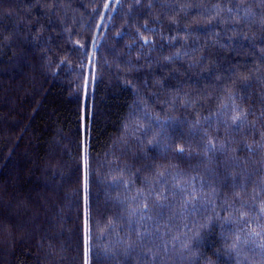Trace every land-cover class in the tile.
<instances>
[{
	"label": "trees",
	"instance_id": "1",
	"mask_svg": "<svg viewBox=\"0 0 264 264\" xmlns=\"http://www.w3.org/2000/svg\"><path fill=\"white\" fill-rule=\"evenodd\" d=\"M96 2L97 0H0V264H80L77 249L75 157L82 95L70 87L74 74L63 68L57 70L59 74H53L45 59H42V49H50L52 56L58 60L63 49L68 47V33L64 29L79 31L80 24L88 22V13ZM217 2L234 5L241 0H154L157 7L145 12L137 21L143 24L147 17L148 26L158 29L156 46L152 51L148 47L139 49V45L128 51L125 46L130 43L134 31L131 28L124 29L128 35L115 39V28L108 32L107 37H98L103 40L99 53L101 66L97 71L95 85L89 84L87 97V102L93 106L94 111V115L90 117L91 151L94 169L97 163L101 165L98 194L102 201L105 193L110 197L108 208L110 214L116 217V231H121L123 227L126 232L125 222L119 219L121 205L115 201L121 190L108 189L105 184V174L109 168L105 153L110 154L108 160L115 162L118 158L121 164L129 163L132 169L144 163L143 160L133 161L131 141L126 146L120 139L123 135V122L130 112L135 111V101L138 99L133 86L139 90V95L149 96L155 93L150 96V110L167 108L161 101L175 95L177 89L181 93H188L197 101L194 106L187 108L180 107L177 102L176 110L168 112L176 118L170 131L172 146L184 144V154L176 156L171 151L153 149L149 155L154 153L160 163L177 165L189 176L197 175L198 179L200 174H205L206 167L214 168L216 165L203 159L197 148L200 136L189 135L187 124L180 121L193 120L197 113L203 116L210 109H215L219 103L217 97L226 83L234 85L237 102L241 107L251 108L254 115L264 112V63L258 59L264 54V29L258 22L251 25L243 23L237 26L239 39L235 43H227L223 47L213 45L208 37L220 29L216 26L209 28L196 10L203 11ZM243 2L254 8L257 17L264 13V7L258 6L260 0ZM50 3H57L59 10L49 11L47 5ZM122 3L124 7L115 15L116 27L120 26L124 13L133 0H122ZM147 3L149 0H142L141 11ZM181 3L194 7L176 12L179 23L169 25L164 13L171 15ZM159 5L169 7L161 8ZM136 15L137 10L134 9L132 18L135 19ZM156 18L161 20L166 34L170 27V34L178 35V42H174L176 47L190 52L191 59L181 57L171 63L163 61L162 57L175 52L176 48L171 47L168 41L159 40L161 25L153 24ZM186 27L192 29L191 35L186 41L180 40L179 37L184 32L178 33V30ZM36 28L42 29L40 39H34ZM98 31L102 33L104 29ZM227 36L235 37L236 33L228 32ZM225 39L226 37H221L222 41ZM113 47L115 51H112ZM193 48L197 51L192 52ZM201 55L204 57L201 65L189 67V63L199 59ZM104 59L109 63L104 64ZM127 61L133 63V70L125 68ZM117 64L121 65L119 69ZM52 68H55L54 63ZM241 69L243 72H240ZM249 71H252L249 80L236 78ZM128 81H131L132 86ZM154 81H159L165 87H158ZM253 119V115L248 117L249 142L253 138L259 139L260 124L264 123V118L256 122V136L253 137ZM209 131L214 134L211 129ZM220 134L222 137L225 135L222 128ZM240 138L237 133L236 139ZM189 145L193 149L191 154ZM50 158L52 164L59 162L61 165L56 169L55 176L51 166L45 167ZM239 158L247 161L242 166L252 173V181L264 176V152L257 151L250 155L241 151ZM228 171L231 172V168ZM205 177L207 178L206 174ZM139 186L137 182L136 187ZM96 195L97 185L94 184L93 196ZM176 205L174 209L164 210V219L171 223L173 234L184 223H190V219L185 221L179 215V196L176 198ZM173 211L177 215L169 220ZM115 238L105 237L98 242L99 247H94L96 264H121L123 257L108 259L103 253L104 244ZM199 251L203 257L195 264H207L208 261L217 264V257L212 255L215 251H219V264H235L224 253L223 243L219 239V227L206 234ZM249 258L252 259L251 255ZM192 259L195 261V258ZM129 264H136L135 255ZM157 264L161 262L157 261ZM166 264H189V261L187 258L182 259L177 250L167 259Z\"/></svg>",
	"mask_w": 264,
	"mask_h": 264
},
{
	"label": "snow or ice",
	"instance_id": "2",
	"mask_svg": "<svg viewBox=\"0 0 264 264\" xmlns=\"http://www.w3.org/2000/svg\"><path fill=\"white\" fill-rule=\"evenodd\" d=\"M141 5L142 0H133V3L128 5L120 26L116 27L115 15L124 7L122 0H97L92 4L91 12L88 13V22L80 24L79 31L73 28L64 29L68 33L66 41L68 47L63 49V54L58 60L52 56L50 49L47 47L42 49V59H45L53 74H59L57 70L62 68L74 74L70 87L82 95L79 103L80 127L75 157L78 196L77 249L80 264H96L93 256L94 247H99L98 242L105 237L113 236L116 238L104 244L103 253L108 259L123 257L121 264H129L133 255L136 257V264H157V261L166 264L167 259L177 250L181 253L182 259L187 258L189 264H195L203 257L199 249L206 234L217 227H219V239L223 243L224 253L230 260H234L235 264H257V258L259 264H264V176L252 181V173L242 166L246 165L247 161H241L239 158L241 151H246L250 155H254L257 151L264 152V123L260 124L258 140L253 138L249 142L247 139L248 117L254 116L251 131L252 136L255 137L256 122L264 118V112L254 115L251 108L241 107L237 102L233 84L224 85L220 90L221 94L217 97L219 103L215 109H210L207 115L202 116L197 113L193 120L180 121L182 124H187L189 135L200 136L197 148L203 159L216 165L214 168L206 167L207 178L205 174H200L199 179L197 175L189 176L177 165L160 163L154 153L149 155L153 149L171 151L176 156L184 154V144L172 146L170 131L176 118L168 112L176 110L177 102L180 107L187 108L194 106L197 101L188 93H181L177 89L175 95L161 101L162 104L167 105V108L150 110V96L155 93L149 96L139 95V90L133 86L138 99L135 101V111L130 112L123 122V135L120 139L126 146L131 141L133 161L143 160L144 163L132 169L129 163L121 164L118 158L115 162L108 160L107 157L110 154L105 153V161L109 165L108 172L105 174L107 176L105 184L108 189L121 190L115 201L121 205L119 219L125 222L126 232L123 227L121 231L115 230L116 217L110 214L108 193H105L103 201L99 197L98 177L101 165L97 163L94 169L90 130V117L94 115V111L93 106L87 102L89 84L95 85L97 71L101 66L99 53L103 40L98 37H107L108 32L115 28L113 36L115 39L128 35L124 29L131 28L134 30L133 34L130 43L125 46L129 52L137 45L139 49L148 47L149 51L154 50L158 29L148 26L147 17L143 24L137 21L141 15L157 5L154 0H149L142 11ZM258 6L264 7V0H260ZM47 7L49 11H53L59 10L60 6L57 3H50ZM159 7L169 6L159 5ZM190 7L194 6L181 3L171 15L165 12L169 25L179 23L176 12L185 11ZM134 9L137 10L135 19L132 18ZM196 11L197 15L205 19L209 28L216 26L220 29L208 37L213 45L223 47L227 43H235L236 39H239L237 26L243 23L251 25L258 22L264 29V13L257 17L254 8L250 4H245L243 0L234 5L217 2L210 8ZM153 24L161 25L159 40L168 41L171 47L176 48L175 52L163 56V61L171 63L181 57L191 59L190 52L176 47L174 42H178V35H171L170 27L169 33L166 34L159 18L154 19ZM101 28L104 29L102 33L98 31ZM34 30L36 32L34 39H40L42 29ZM179 31L184 32L179 39L186 41L192 29L186 27L178 30V33ZM228 32L236 33V36L228 37ZM145 33L151 35H145ZM222 36L226 37L223 41ZM244 38L247 39L246 36ZM112 51H115V47ZM196 51V48L192 49V52ZM137 59H139V53ZM258 59L264 63V54ZM203 60L204 57L201 55L199 59L189 63V67L200 66ZM103 62L109 63L107 59ZM53 63L55 68H52ZM116 66L118 69L121 67L120 64ZM124 66L128 71L134 68L131 61L125 62ZM256 71L258 72L259 69L257 68ZM240 72L243 70L241 69ZM251 76L252 71H249L246 75L236 78L247 81ZM128 83L132 86L131 81ZM154 84L160 88L165 87L159 81H154ZM145 86H147L146 81ZM221 128L225 134L223 137L220 134ZM209 129L214 134H210ZM237 133L241 136L239 140L236 139ZM188 150L189 154L193 151L190 145ZM49 166L53 168V176L56 175V169L61 167L59 162L52 164L51 158L45 164V167ZM229 168L231 172L228 171ZM170 169H176V171H170ZM169 178L171 185H169ZM137 182L140 184L139 187H136ZM94 184L97 185L95 197L93 196ZM177 196H179V215L185 221L190 219V223H184L173 234L171 223L164 219V210L174 209L177 206ZM175 215L177 213L173 211L169 220ZM212 255L217 257V264H219V251L212 252ZM250 255L252 259L249 258ZM192 258H195V261ZM207 264H213V262L208 261Z\"/></svg>",
	"mask_w": 264,
	"mask_h": 264
}]
</instances>
